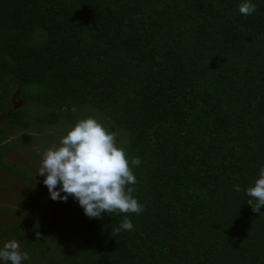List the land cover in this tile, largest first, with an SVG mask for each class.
Listing matches in <instances>:
<instances>
[{
  "label": "trees",
  "instance_id": "1",
  "mask_svg": "<svg viewBox=\"0 0 264 264\" xmlns=\"http://www.w3.org/2000/svg\"><path fill=\"white\" fill-rule=\"evenodd\" d=\"M237 2L0 0V170L23 181L18 202L46 186L4 155L93 115L143 205L97 218L71 195L32 198L5 231L35 264H264V206L243 190L264 165V0L249 15Z\"/></svg>",
  "mask_w": 264,
  "mask_h": 264
},
{
  "label": "clouds",
  "instance_id": "2",
  "mask_svg": "<svg viewBox=\"0 0 264 264\" xmlns=\"http://www.w3.org/2000/svg\"><path fill=\"white\" fill-rule=\"evenodd\" d=\"M236 8L241 15H249L256 3L238 0ZM116 135L93 115L79 117L66 127L56 143L43 149L35 169L49 198L64 201L71 195L89 217L114 212L139 214L143 205L132 194L136 178ZM233 189L240 191V185L234 184ZM243 190L249 197L245 203L260 213L264 206V165ZM132 228L131 219L125 215L114 231ZM28 259L15 239L0 242V264H24Z\"/></svg>",
  "mask_w": 264,
  "mask_h": 264
},
{
  "label": "rangeland",
  "instance_id": "3",
  "mask_svg": "<svg viewBox=\"0 0 264 264\" xmlns=\"http://www.w3.org/2000/svg\"><path fill=\"white\" fill-rule=\"evenodd\" d=\"M26 103L27 102L24 99L17 96H14L11 100V106L13 107L26 105ZM50 131L54 132L53 129ZM35 136L37 135L35 134ZM12 138L16 140V135L12 136ZM34 150H40V152H42L37 138H34L33 142L26 146L18 144L13 151L4 155V159L7 163L16 168L27 169L36 180L41 181L42 177L35 172V169L39 165L40 157L36 160L32 158V151ZM22 187V180L13 175H9L6 169L0 170V242L5 239H15L19 243L14 236H11L9 232L5 231V228L11 223L17 221L20 217L26 219L30 217L28 208L32 198H35L38 202H44V199L47 198L48 193L46 187L40 186L39 184H33V186L27 191L24 200L20 203L18 202V199L21 198ZM44 214V217L47 218L49 211L45 210ZM38 222L43 224L42 219H39ZM29 227L32 228L34 225H29ZM20 250L27 253L31 264L37 263L40 259L37 253L31 252L21 245ZM24 264H28V262L25 261Z\"/></svg>",
  "mask_w": 264,
  "mask_h": 264
}]
</instances>
